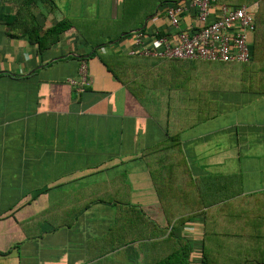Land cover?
<instances>
[{
	"label": "crops",
	"instance_id": "obj_1",
	"mask_svg": "<svg viewBox=\"0 0 264 264\" xmlns=\"http://www.w3.org/2000/svg\"><path fill=\"white\" fill-rule=\"evenodd\" d=\"M20 1L0 0V13ZM51 1L22 7L20 22L75 28L41 54L0 24V264H153L169 232L189 244L188 264H208V247L219 264L264 248V92L236 89L222 67L126 56L131 33L165 30L162 7L141 20L142 0ZM251 2V61L264 73V0ZM126 16L134 21L118 26ZM96 23L127 35L88 57L75 42ZM101 50L118 53L123 81ZM133 85L147 97L160 89L164 115ZM208 102L215 114L197 116Z\"/></svg>",
	"mask_w": 264,
	"mask_h": 264
},
{
	"label": "built area",
	"instance_id": "obj_2",
	"mask_svg": "<svg viewBox=\"0 0 264 264\" xmlns=\"http://www.w3.org/2000/svg\"><path fill=\"white\" fill-rule=\"evenodd\" d=\"M256 8L255 3L230 6L214 0H181L164 5L161 15L165 30L131 33L125 54L157 60L247 63ZM150 20L158 17L154 15ZM84 67H80V84L86 80Z\"/></svg>",
	"mask_w": 264,
	"mask_h": 264
},
{
	"label": "trees",
	"instance_id": "obj_3",
	"mask_svg": "<svg viewBox=\"0 0 264 264\" xmlns=\"http://www.w3.org/2000/svg\"><path fill=\"white\" fill-rule=\"evenodd\" d=\"M179 1L181 0H142L141 2H139L140 6L143 7L144 5H147L149 6V8L141 15V20H143L147 16H150L153 13L154 8L156 7H158L157 9H159L164 5L174 4ZM222 1L224 2L226 0H222ZM33 3H40V4L44 3L47 4L49 8H54L51 0H21L19 4V8H17L14 14L10 15V14L0 13V24L4 25L10 31L17 30L20 31L22 35H26L28 42L35 46L37 54H41L45 50L49 49L52 45L57 43L59 40V36L61 34H63L64 32H66L71 28H75L76 20H72L68 18L61 19L53 23L49 27H47L45 30H43L42 33H39L35 20H33V16L31 14H27V16H29V20L27 21L24 20L23 22H20L21 8L22 7L25 8L29 4H33ZM244 3L246 5L247 4L249 5L252 2L251 0H246V2ZM240 4L243 3H239L238 5H234V6H240ZM123 8L125 11L127 10L125 9L126 8L125 3ZM125 18H127V16L124 17V19ZM92 29L94 32V26ZM101 31L104 34L102 35L105 36L106 41L105 42L102 41L97 45L95 43L89 44L91 48V53L89 54L88 57L95 55L97 49L100 48L104 49L108 47L110 43L114 42L116 39L118 40L123 39L127 35L126 32H124V33H117L116 35L111 37L109 33L106 32L107 31L106 29L102 28ZM8 35L12 37L11 34ZM82 38L85 43H88L87 38H85L84 36H82ZM253 55H254L253 48H249L250 61L241 64L242 66L239 68V70L237 71L233 70L234 73H236L235 75L236 78L238 79L236 89L244 92H264V73L256 72V76L254 78L255 80H260L261 91L256 89L253 90L252 87V79H253L252 73L254 72L252 71L253 67L256 71L255 68L256 64L255 62L251 61ZM97 56L100 62L102 63V65L105 67L106 71L112 74V76H114L118 81L119 80L123 81L121 78L122 74L120 73L121 72L120 68L122 67L121 65H123L122 64L123 62H121L119 57H117L118 53H110V52L106 53V51H103L102 53L100 52L99 55ZM65 58H69V57H65ZM256 59L258 58L256 57ZM167 61L176 62L175 60H167ZM220 65H226L225 69L230 70V68L227 66L229 64H220ZM206 109L207 110L205 112L201 108L198 109L197 116L206 115V118H210L215 114L214 104L208 102ZM212 205H215V202H213ZM132 212L133 214H136L138 218L142 219L141 214L138 211L132 210ZM184 221H185L184 218H180L175 222V225H180L184 223ZM58 226H60V224H58L56 227ZM164 244H166L165 247L167 249L165 256L160 260L154 262L153 264H188L189 263L190 247L187 242H185L180 238L174 237V235L169 232L166 235V240H164ZM219 251L220 250H217L215 248L212 249L208 247V264H219L217 263V259H216L217 255L219 254ZM232 254H234L235 256H242L243 254H245V257L244 259H237V258L231 259L229 257V260L226 261L224 264H264V248L259 250L257 249L233 250ZM0 255H5V253ZM201 263L205 264L203 260L201 261Z\"/></svg>",
	"mask_w": 264,
	"mask_h": 264
},
{
	"label": "rangeland",
	"instance_id": "obj_4",
	"mask_svg": "<svg viewBox=\"0 0 264 264\" xmlns=\"http://www.w3.org/2000/svg\"><path fill=\"white\" fill-rule=\"evenodd\" d=\"M214 1H216L217 3H225V4L230 5V6L238 5L239 3L245 4L244 2H246V0H226L224 2L222 0H218V1L217 0H214ZM5 3L11 4L13 6L15 4V0H7V2H5ZM125 7H126L125 9H127V10L130 9V7L127 6V4L125 5ZM117 21H118L117 22L118 23L117 24L118 26L123 25V27H124V26H126L125 24H128L131 21H134V19L133 18H127V19L117 20ZM102 28H103V25H97V23H96V26H94V32H93V29H92L91 32H89L90 36L88 37V40H87L88 43L83 44V41L80 40L82 42L76 41L75 42V46L78 47L79 49H82L83 46H85V47H87V49H89V47H90L89 44L95 43L97 45V44H99L102 41L105 42L106 39H105V36H103L104 34L101 31ZM104 29H106V28H104ZM100 31H101V33H100ZM117 33H119V32H117ZM115 47H118V46H115ZM97 51H99V50H97ZM130 58H134V57H130ZM186 64H190L191 67H198V65L205 66V67H207V70H208V68H216V70H218V68H221L222 67V69H223V68L226 67V65H220L218 63H210V64H208L206 62H203L202 63V62H198V61H191V62L190 61H187ZM227 66L230 68V70H228V73H227V79H229L228 80L229 82H232L235 79V77H236L235 76L236 73H234L233 70H236V71L239 70V68L242 65L241 64H235V63H233V64H229ZM252 71H254L252 73V75H253V79H252V87H253V90L256 89V90L261 91L260 90L261 89L260 80H255L254 79L255 76H256V71H255L254 67H253V70ZM207 76H208V73H207ZM246 82H248V81H246ZM137 86L138 85H133V89L139 94V97H141L142 96V93L138 92ZM158 91H159V94H161V90L158 89ZM159 94L151 95L150 97H147L146 94H143V96L141 98L142 101H143V104L148 108L149 112L152 113V114H155L156 116H158V115H164L162 113H159V111H158L159 110L158 106H161V105H157V103L159 102V99L161 98V95H159ZM152 97H153V101L155 102V105H151V102H152L151 99H152ZM175 112H176V110L175 111L169 110V113L170 114H173Z\"/></svg>",
	"mask_w": 264,
	"mask_h": 264
},
{
	"label": "water",
	"instance_id": "obj_5",
	"mask_svg": "<svg viewBox=\"0 0 264 264\" xmlns=\"http://www.w3.org/2000/svg\"><path fill=\"white\" fill-rule=\"evenodd\" d=\"M145 22H146V20L143 22V26L141 27V29L144 27Z\"/></svg>",
	"mask_w": 264,
	"mask_h": 264
}]
</instances>
